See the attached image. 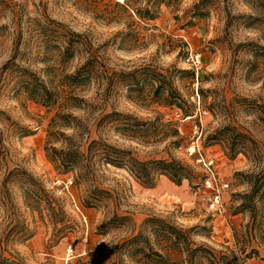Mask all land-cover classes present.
I'll use <instances>...</instances> for the list:
<instances>
[{
  "label": "rangeland",
  "instance_id": "obj_1",
  "mask_svg": "<svg viewBox=\"0 0 264 264\" xmlns=\"http://www.w3.org/2000/svg\"><path fill=\"white\" fill-rule=\"evenodd\" d=\"M115 2L0 0V264H138L123 242L143 232L160 249L150 217L191 229L194 242L213 249L218 264H264V57L251 44L264 45V16L250 0H150L160 13L149 20L129 18ZM72 31L83 38L68 58L63 52ZM87 46L95 51L96 68L75 89L66 76L85 63ZM196 54L194 65L189 59ZM144 64L164 73L195 71L193 80L173 74L174 86L197 106L194 116L152 103L146 72L142 97L131 91L132 79L113 74ZM111 112L143 121L161 115L177 123L182 145H172L174 138L128 136L103 119ZM226 124L253 141L246 153L232 158L222 143L207 142ZM60 132L74 137L88 158L69 172L59 170L47 151L66 147ZM93 139L142 161L176 158L192 173L181 185L156 175L147 186L127 168L89 156ZM197 149L230 184L222 214L209 209ZM15 168L46 190L42 210L28 207L22 177L9 175L5 183ZM50 206L64 215L55 216ZM114 215L126 219L103 227ZM199 260L195 264H209Z\"/></svg>",
  "mask_w": 264,
  "mask_h": 264
},
{
  "label": "trees",
  "instance_id": "obj_2",
  "mask_svg": "<svg viewBox=\"0 0 264 264\" xmlns=\"http://www.w3.org/2000/svg\"><path fill=\"white\" fill-rule=\"evenodd\" d=\"M254 8L261 12L264 16V0H250ZM149 2V3H148ZM115 6L121 8L129 18L139 17L140 19L154 20L160 13L159 6L150 4V0H146V4L142 5L140 0H119L114 3ZM112 15V14H108ZM112 22H118L116 16H109ZM112 17V18H111ZM249 19H258L253 15L248 16ZM252 25V24H250ZM82 34L72 31L70 37L65 40L64 55H68V58L74 56L76 53V47L82 39ZM77 39V40H75ZM78 41V42H76ZM257 47L255 54L260 57H264V45H257L251 43ZM88 47V46H87ZM88 57L83 65H81L74 73L67 75L69 83L73 88L79 87L84 81L92 78L96 63L97 56L95 51L91 47H88ZM150 75L151 79L147 82L150 87V94L152 95L150 101L157 103L165 107H176L179 113L184 117H192L195 115L197 106L188 98H186L177 88L174 86L173 74L179 72L184 77L193 80L196 76L193 69H178L174 68V71L167 69L166 72H160L157 66L152 64H144L143 66L129 72H114L119 77H125L126 79H132L130 83L131 91L137 93L136 97H142L141 89V75ZM44 88V97L48 99L50 97L49 91ZM32 91V90H31ZM201 93L203 90L201 89ZM74 99H78L73 96ZM209 109V108H208ZM0 113H2L0 111ZM73 119L75 117L72 116ZM103 119H109L110 122H115L116 127L122 133L135 137V138H174L171 141L172 145L181 146L182 136L178 128L177 123L172 121L164 122L161 115H157L154 119L149 121H143L130 114H122L119 112H111L104 115ZM72 123H68L65 126H71ZM80 127V124H77ZM76 127V126H75ZM63 136V142L66 147L58 149L54 146L48 148L49 159L55 164L59 170L63 172H69L76 168H79L83 163L88 160L87 156L80 152L79 145L74 137L66 135L60 132ZM54 136V134H53ZM208 143L220 142L225 146L227 153L232 157H236L240 153H246L248 151V145L251 139L243 132L237 131L236 127L230 124H226L221 128L209 133L206 137ZM254 145L256 143L254 142ZM1 151V148H0ZM98 154L104 159V162L120 168H127L128 171L141 183L147 186H153L155 183L156 175L166 176L176 185H181L186 179H189V175L192 170L189 165L185 164L181 160L176 158L170 159H151L142 161L135 157L131 151L117 148L111 144H108L102 139H93L90 141L87 149V154ZM18 175L23 179V192L25 201L32 210H42V206L49 200H47V192L43 186L25 169L15 168L9 170L5 183L9 175ZM264 176V174H263ZM52 213L56 216L57 213L64 215L63 211L55 212V208L50 206ZM126 217H119L114 215L109 219L103 227H106L114 220H125ZM153 223V235L159 241L161 245L160 249H156L154 244L148 235L143 232L134 234L123 242L128 248V255L136 261L138 264H195L200 261L199 259H207L209 264H218L215 260L214 250L204 244L197 245L192 236L191 229H185L173 224H170L163 218L150 217L147 222ZM104 230L103 233H105ZM142 243L137 246V243ZM184 253L187 257H184Z\"/></svg>",
  "mask_w": 264,
  "mask_h": 264
},
{
  "label": "built area",
  "instance_id": "obj_3",
  "mask_svg": "<svg viewBox=\"0 0 264 264\" xmlns=\"http://www.w3.org/2000/svg\"><path fill=\"white\" fill-rule=\"evenodd\" d=\"M192 63L197 65L200 62V54L191 55ZM199 157L197 158L198 163L204 170L203 187L209 191L208 203L209 209L214 213L222 214L225 212V192L230 188L229 183L222 182L214 164L213 159H207L200 151L197 149ZM193 152H196L195 147Z\"/></svg>",
  "mask_w": 264,
  "mask_h": 264
}]
</instances>
